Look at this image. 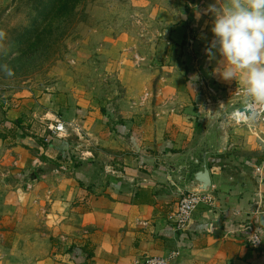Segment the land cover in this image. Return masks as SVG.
<instances>
[{"label": "crops", "instance_id": "crops-1", "mask_svg": "<svg viewBox=\"0 0 264 264\" xmlns=\"http://www.w3.org/2000/svg\"><path fill=\"white\" fill-rule=\"evenodd\" d=\"M175 1L173 17L163 10L159 20L174 25L165 37L193 56L186 68L196 80L123 61L119 112L90 105L58 116L42 101L34 112L0 102V264H136L174 254L169 264H264V123L228 128L207 109L209 81L231 97L225 102L245 100L214 73L219 56L205 53L214 0ZM50 118L68 122V134L51 137ZM56 139L69 146L65 157ZM204 156L216 207H201L178 232L177 203Z\"/></svg>", "mask_w": 264, "mask_h": 264}, {"label": "rangeland", "instance_id": "rangeland-1", "mask_svg": "<svg viewBox=\"0 0 264 264\" xmlns=\"http://www.w3.org/2000/svg\"><path fill=\"white\" fill-rule=\"evenodd\" d=\"M176 5L175 0H0V102H23L34 112L42 101L58 116L90 105L102 114L110 105L119 112L123 61L133 65L138 60L143 72L149 65L166 66L164 74L196 80L186 68L193 56L170 46L165 37L174 25L159 20L163 10L173 17ZM188 46L192 49L193 42ZM208 85L207 109L220 112V123L228 128L232 122L249 130L248 123L232 119L248 100L240 96L245 101L233 106L225 102L229 95L220 94L211 81Z\"/></svg>", "mask_w": 264, "mask_h": 264}, {"label": "clouds", "instance_id": "clouds-1", "mask_svg": "<svg viewBox=\"0 0 264 264\" xmlns=\"http://www.w3.org/2000/svg\"><path fill=\"white\" fill-rule=\"evenodd\" d=\"M206 11L213 40L205 53L209 60L219 56L214 73L235 81L245 100L264 108V0H214Z\"/></svg>", "mask_w": 264, "mask_h": 264}, {"label": "built area", "instance_id": "built-area-1", "mask_svg": "<svg viewBox=\"0 0 264 264\" xmlns=\"http://www.w3.org/2000/svg\"><path fill=\"white\" fill-rule=\"evenodd\" d=\"M236 96L240 97V92L235 94ZM247 103V104H246ZM245 108L252 111V115L250 118H247L244 113H240V109ZM237 120L234 121L236 123H243L246 124L250 120H255L257 122H264V108H260L259 106L254 105L251 101L245 102V105L237 106L235 115ZM232 115V116H233ZM67 123L61 119L51 121L49 125L45 126L46 130L51 134V137H62L66 134V127ZM262 149L264 151V141L261 142ZM201 207L212 210L216 207V198L214 194L211 192L201 193V194H192V193H182L180 195L179 201L177 203L176 214L174 217L173 226L176 231H184L187 229L189 224L192 221L193 214L199 210ZM257 237H254L251 240L252 245H260L261 242L253 243V241ZM177 254L172 255L169 258H160V257H153L147 258L143 261H138L136 264H169L171 260L176 258Z\"/></svg>", "mask_w": 264, "mask_h": 264}, {"label": "water", "instance_id": "water-1", "mask_svg": "<svg viewBox=\"0 0 264 264\" xmlns=\"http://www.w3.org/2000/svg\"><path fill=\"white\" fill-rule=\"evenodd\" d=\"M240 113H244L247 118H250L252 115V111L245 108L240 109ZM199 165L198 171L194 172L191 176L190 185L186 193L201 194L210 192L212 189L213 182L206 156L203 157L202 163ZM189 174L191 175V173Z\"/></svg>", "mask_w": 264, "mask_h": 264}, {"label": "trees", "instance_id": "trees-1", "mask_svg": "<svg viewBox=\"0 0 264 264\" xmlns=\"http://www.w3.org/2000/svg\"><path fill=\"white\" fill-rule=\"evenodd\" d=\"M185 44H186V42L185 41H180V43L178 44V45H180V46H185ZM55 141V140H54ZM56 144L57 145H61V147H62V151H63V155H64V157H65V154L67 153V152H69V146L64 142V140H59V139H56ZM69 156H66V158H68Z\"/></svg>", "mask_w": 264, "mask_h": 264}, {"label": "bare ground", "instance_id": "bare-ground-1", "mask_svg": "<svg viewBox=\"0 0 264 264\" xmlns=\"http://www.w3.org/2000/svg\"><path fill=\"white\" fill-rule=\"evenodd\" d=\"M236 116H240L241 117V115H235V117H234V115L232 116V119H233V121H236L237 120V117Z\"/></svg>", "mask_w": 264, "mask_h": 264}]
</instances>
